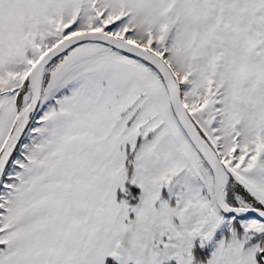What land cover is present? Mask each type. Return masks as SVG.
Wrapping results in <instances>:
<instances>
[{"label": "snow or ice", "instance_id": "6c2138e0", "mask_svg": "<svg viewBox=\"0 0 264 264\" xmlns=\"http://www.w3.org/2000/svg\"><path fill=\"white\" fill-rule=\"evenodd\" d=\"M0 264H264V0H0Z\"/></svg>", "mask_w": 264, "mask_h": 264}]
</instances>
